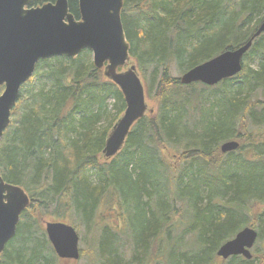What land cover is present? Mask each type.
I'll list each match as a JSON object with an SVG mask.
<instances>
[{
  "label": "trees",
  "instance_id": "1",
  "mask_svg": "<svg viewBox=\"0 0 264 264\" xmlns=\"http://www.w3.org/2000/svg\"><path fill=\"white\" fill-rule=\"evenodd\" d=\"M68 5L78 18V1ZM263 19L264 0H123L129 54L156 110L109 159L119 88L87 49L40 60L0 140L1 177L30 198L0 264H61L47 214L94 228L90 264H264V33L233 77L209 86L171 75L244 44ZM41 74L48 82L35 85ZM229 140L237 149L222 152ZM246 226L257 231L252 257L217 256Z\"/></svg>",
  "mask_w": 264,
  "mask_h": 264
},
{
  "label": "water",
  "instance_id": "2",
  "mask_svg": "<svg viewBox=\"0 0 264 264\" xmlns=\"http://www.w3.org/2000/svg\"><path fill=\"white\" fill-rule=\"evenodd\" d=\"M33 0H0V140L9 126L11 110L19 91L32 76L37 62L54 56L74 58L84 49L92 52V62L121 91L125 109L111 127L102 155L109 159L123 146L133 124L147 113L143 81L132 63L121 10L123 0H77L79 18L69 11L68 0L32 5ZM264 33V19L253 35L242 45L227 49L181 74L182 84L200 82L215 85L238 74L243 57L253 39ZM239 143L229 140L220 145L222 152L237 149ZM25 190L10 184L0 175V254L14 237L21 213L29 206ZM44 231L58 258L80 257L79 236L69 223L46 221ZM257 231L249 226L223 243L217 256L252 257L251 248Z\"/></svg>",
  "mask_w": 264,
  "mask_h": 264
},
{
  "label": "rangeland",
  "instance_id": "3",
  "mask_svg": "<svg viewBox=\"0 0 264 264\" xmlns=\"http://www.w3.org/2000/svg\"><path fill=\"white\" fill-rule=\"evenodd\" d=\"M89 55L92 58V52L91 51H90ZM254 65L256 66V64H254ZM171 75L174 77H180L181 73H178L176 68L174 66H172ZM47 82H48L47 79H45L43 77V75L41 74V75L37 76L35 85L39 86L41 84H46ZM143 85L145 88L144 82H143ZM151 91H153V90H151ZM145 94H146V103L148 105V109H152V112L155 111L156 106L151 101V99L147 97L146 88H145ZM107 210H108L107 206H102L99 211L102 213H107ZM50 217H52L51 214H47L46 216L43 217V219H42L43 225L46 221H48L50 219ZM74 225H75V227H74ZM72 226L76 229V232L79 236L78 247H79V250H82V252H80V257L77 260L62 259L61 264H90L91 261H95V259H96V245H95V240L97 239L96 238V231L94 230V228H86L84 225L78 223V221L77 222L74 221V224ZM122 238H123L122 244L126 248L124 253L126 256H128V254H129V241H128L126 235H123ZM254 247L251 248L252 254L254 252Z\"/></svg>",
  "mask_w": 264,
  "mask_h": 264
},
{
  "label": "flooded vegetation",
  "instance_id": "4",
  "mask_svg": "<svg viewBox=\"0 0 264 264\" xmlns=\"http://www.w3.org/2000/svg\"><path fill=\"white\" fill-rule=\"evenodd\" d=\"M69 6V5H68ZM75 17V16H74ZM76 18V17H75ZM79 18V17H78Z\"/></svg>",
  "mask_w": 264,
  "mask_h": 264
}]
</instances>
